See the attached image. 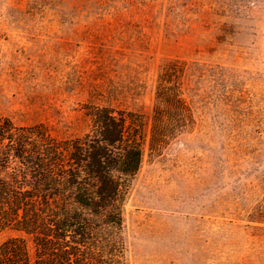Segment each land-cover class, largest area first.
Segmentation results:
<instances>
[{"label":"rangeland","instance_id":"374dc122","mask_svg":"<svg viewBox=\"0 0 264 264\" xmlns=\"http://www.w3.org/2000/svg\"><path fill=\"white\" fill-rule=\"evenodd\" d=\"M177 63L205 71L181 81L203 97L154 144L156 106L163 126L189 115L156 98ZM89 107L146 124L127 264H264V0H0V118L65 141Z\"/></svg>","mask_w":264,"mask_h":264},{"label":"trees","instance_id":"16d2710c","mask_svg":"<svg viewBox=\"0 0 264 264\" xmlns=\"http://www.w3.org/2000/svg\"><path fill=\"white\" fill-rule=\"evenodd\" d=\"M204 75L187 63L159 73L158 104L187 107L189 115L173 113L174 128L163 126L156 106L151 143L188 126L203 96L186 97L181 81ZM87 117L88 132L65 141L44 126L0 118V232L17 234L0 244V264H127L124 207L143 162L146 124L140 114L106 107H89Z\"/></svg>","mask_w":264,"mask_h":264}]
</instances>
